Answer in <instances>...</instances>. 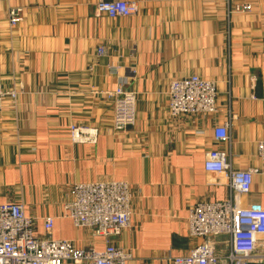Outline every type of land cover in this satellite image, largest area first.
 Listing matches in <instances>:
<instances>
[{
    "label": "crops",
    "instance_id": "obj_1",
    "mask_svg": "<svg viewBox=\"0 0 264 264\" xmlns=\"http://www.w3.org/2000/svg\"><path fill=\"white\" fill-rule=\"evenodd\" d=\"M94 1L0 0V79L17 90L1 100L0 203H22L39 234L51 216L54 239L103 249V236L66 215L68 187L124 180L129 226L113 244L125 264H171L201 241L188 234L189 208L228 195L203 169L209 149L230 153L235 168L258 167L242 202L264 208V0H237L251 7L233 13L223 0H129L137 13L117 18L95 15ZM12 7L21 20L9 28ZM193 73L216 82L217 112L170 120L169 81ZM121 81L135 92V122L116 131L105 92ZM228 105L231 138L217 144L212 128ZM72 122L97 128L96 141L72 142ZM209 240L220 255L229 246L228 235Z\"/></svg>",
    "mask_w": 264,
    "mask_h": 264
},
{
    "label": "built area",
    "instance_id": "obj_2",
    "mask_svg": "<svg viewBox=\"0 0 264 264\" xmlns=\"http://www.w3.org/2000/svg\"><path fill=\"white\" fill-rule=\"evenodd\" d=\"M228 13L246 12L250 4L237 0H223ZM138 11L136 2L129 0H95V15L109 18L128 17ZM21 20V8L8 11L9 28ZM102 46L97 53L102 54ZM116 67L109 72L117 73ZM132 74L136 69H130ZM119 82L113 90L105 92L112 103V127L122 131L135 122V92ZM166 110L171 119L185 118L196 114L217 112L216 82L198 74L182 75L171 79L167 88ZM12 102L17 90L4 89L0 79V112L2 98ZM234 114L230 105L226 119L213 125L214 142L230 141V128ZM97 128L72 122L69 138L75 143H94ZM257 157L264 162V139L257 141ZM203 169L214 175L216 182L225 184L228 195L221 200L198 201L189 208L188 234L194 243L184 253L171 258V264H249L264 262V208L253 203L244 204L242 196L251 188L253 175L258 167L235 168L230 153L219 148L209 149L204 156ZM70 198L65 202L66 215L76 227H90L104 237L103 249L80 247L68 239L51 236L53 218L43 220V234L36 232L33 217L17 201L0 203V264H61L64 261L86 264H125L129 254L113 244V237L129 226V184L124 180L97 182H74L68 187ZM228 235L229 246L224 254L216 252L210 237Z\"/></svg>",
    "mask_w": 264,
    "mask_h": 264
}]
</instances>
